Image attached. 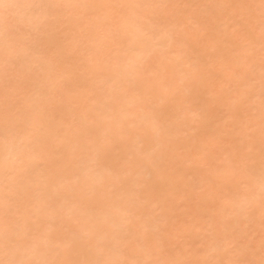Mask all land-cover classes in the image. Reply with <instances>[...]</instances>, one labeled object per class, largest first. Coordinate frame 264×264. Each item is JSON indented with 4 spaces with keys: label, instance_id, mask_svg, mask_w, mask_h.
Here are the masks:
<instances>
[{
    "label": "bare ground",
    "instance_id": "1",
    "mask_svg": "<svg viewBox=\"0 0 264 264\" xmlns=\"http://www.w3.org/2000/svg\"><path fill=\"white\" fill-rule=\"evenodd\" d=\"M0 264H264V0H0Z\"/></svg>",
    "mask_w": 264,
    "mask_h": 264
}]
</instances>
